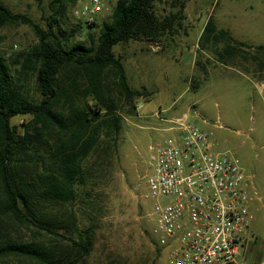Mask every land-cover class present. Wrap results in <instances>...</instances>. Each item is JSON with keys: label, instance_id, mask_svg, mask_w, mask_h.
Returning <instances> with one entry per match:
<instances>
[{"label": "rangeland", "instance_id": "374dc122", "mask_svg": "<svg viewBox=\"0 0 264 264\" xmlns=\"http://www.w3.org/2000/svg\"><path fill=\"white\" fill-rule=\"evenodd\" d=\"M86 1L0 0L12 14L32 24L0 28V56L29 100L39 99V87L36 72L22 71L21 58L43 34L64 48L97 45L99 26L90 28L73 16ZM181 1L180 10L164 0L153 6L159 21L173 25L165 34L113 48L130 87L141 96L123 98L113 72H108L103 85L115 102L120 131L82 163L86 183L77 189L76 204L66 207L76 212V227L55 225L51 229L55 234L41 239L64 252L71 246L70 238L90 231L93 247L80 264H169L167 250L158 253L148 235L151 220L146 213L154 200L145 198L144 176L151 170L152 154L171 138L175 120L186 116L208 132L214 153L240 160L261 195L260 211L251 225L260 231V239L254 246L251 241L247 251L240 247L238 260L264 264V50L257 48L264 45V0ZM209 20L233 40L203 36ZM30 119L16 116L11 125L21 131ZM2 225L7 237L29 236L16 223Z\"/></svg>", "mask_w": 264, "mask_h": 264}, {"label": "trees", "instance_id": "16d2710c", "mask_svg": "<svg viewBox=\"0 0 264 264\" xmlns=\"http://www.w3.org/2000/svg\"><path fill=\"white\" fill-rule=\"evenodd\" d=\"M158 1L162 0H119L109 15L89 25L99 26L96 46L64 48L43 34L38 45L21 58L22 71L36 72L38 100L27 98L0 56V262L80 264L91 252L90 231L70 238L71 246L64 252L41 239L55 234L51 230L55 225L76 227V212L66 207L76 204L77 189L86 183L82 163L120 131L115 102L103 85L108 72H113L123 98L141 96L130 87L113 48L171 29V22L159 21L155 15L153 6ZM164 1L179 10L184 6L181 0ZM20 23L32 26L26 17L0 4V28ZM210 34L233 40L209 20L203 36ZM257 48L264 50V45ZM24 115L31 119L18 131L11 119ZM7 221L29 236L12 239L4 235L2 224ZM148 235L155 246L149 231Z\"/></svg>", "mask_w": 264, "mask_h": 264}, {"label": "built area", "instance_id": "2783aa9c", "mask_svg": "<svg viewBox=\"0 0 264 264\" xmlns=\"http://www.w3.org/2000/svg\"><path fill=\"white\" fill-rule=\"evenodd\" d=\"M118 1L87 0L73 16L92 25ZM171 131L144 176L145 198L154 200L146 217L155 247L167 250L169 264H242L238 249L247 251L260 239L251 225L261 195L240 160L214 153L208 132L187 116L175 120Z\"/></svg>", "mask_w": 264, "mask_h": 264}, {"label": "crops", "instance_id": "0c3cea01", "mask_svg": "<svg viewBox=\"0 0 264 264\" xmlns=\"http://www.w3.org/2000/svg\"><path fill=\"white\" fill-rule=\"evenodd\" d=\"M255 229H256V228H255ZM254 231H255L256 233H258V234L260 233V231H259V230H257V229H256V230H254ZM253 244H254V243H252V246H254Z\"/></svg>", "mask_w": 264, "mask_h": 264}]
</instances>
